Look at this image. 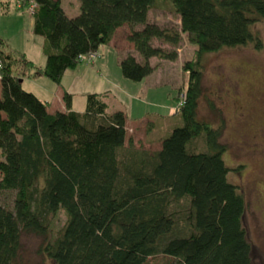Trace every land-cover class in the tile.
Returning a JSON list of instances; mask_svg holds the SVG:
<instances>
[{
	"label": "trees",
	"instance_id": "1",
	"mask_svg": "<svg viewBox=\"0 0 264 264\" xmlns=\"http://www.w3.org/2000/svg\"><path fill=\"white\" fill-rule=\"evenodd\" d=\"M78 1L68 16L61 0H19L32 5L43 66L0 37V264H24L22 240L30 235L39 238L44 264H144L155 256L164 264H257L220 129L198 118V103L202 55L259 47L251 25L264 24V0H169L177 27L149 19L157 0ZM123 25L133 52L119 68L134 82L153 71L152 58L175 60L183 35L196 46L195 60L183 65L188 81L172 116L179 124L166 134L153 122L147 139L135 140L125 112L109 110L99 93L86 94L76 111L63 91L65 110L49 111L48 101L22 87L25 74L59 85L80 55L97 53Z\"/></svg>",
	"mask_w": 264,
	"mask_h": 264
},
{
	"label": "rangeland",
	"instance_id": "2",
	"mask_svg": "<svg viewBox=\"0 0 264 264\" xmlns=\"http://www.w3.org/2000/svg\"><path fill=\"white\" fill-rule=\"evenodd\" d=\"M14 2L15 0H9L8 7L10 10L16 9L23 13L20 21L21 36L18 37L19 33H15L17 35L9 37L14 29V21H17L11 17L5 16L4 20L0 21V30L4 29L12 44H17L16 42H19L17 38L20 40L22 37L21 40L24 42L28 40L32 18L29 6H16ZM60 4L68 16H73L79 11L78 0H61ZM148 17L161 26L178 25L177 15L169 0H157ZM251 29L259 38V47L248 42L245 45L223 47L202 55L200 59L202 94L198 103V118L220 129L219 141L225 147L222 158L225 164L232 168L227 178L239 186L245 200L242 224L251 245V257L255 263L264 264V24L255 22ZM127 31L126 25L119 27L111 42L120 57L132 50L130 42L126 40ZM195 49L196 46L183 35L177 47L175 60L160 58L153 60L155 67L149 81L150 85L155 86L149 90L144 89L146 91L143 94L148 102L155 100V105H146L147 103L141 100L134 101L133 118L142 116L145 112L150 113V120L155 123V127L159 126V131L163 135L166 134L167 128L179 124L176 123L179 117L172 116L183 100L188 81V71L183 69V65L186 61L195 60ZM96 57L93 60L82 59L80 63H94ZM110 72L113 74L112 69ZM41 77L50 82L48 78ZM127 81L131 83L130 90L133 91L143 86L142 82ZM22 87L32 92L38 90L28 78L23 80ZM111 92L106 101L108 109L115 110L116 106H120L117 105L120 103L119 93ZM210 103L213 109L210 108ZM134 125V122L129 125V134L131 133L136 140L141 137L145 139L148 127L141 122L136 129L133 128ZM156 146L157 143L154 141L152 147ZM238 166L240 167L236 169ZM64 218L63 212H60L56 225L61 224ZM22 243L24 264L47 262L36 252L38 237L25 236ZM165 260L161 256H155L148 258L144 264H164Z\"/></svg>",
	"mask_w": 264,
	"mask_h": 264
},
{
	"label": "crops",
	"instance_id": "3",
	"mask_svg": "<svg viewBox=\"0 0 264 264\" xmlns=\"http://www.w3.org/2000/svg\"><path fill=\"white\" fill-rule=\"evenodd\" d=\"M8 5L9 2L5 3L3 2V0H0V21L2 22L5 16L11 17V19H15L17 21H14V29L12 31V34H9L11 36L4 33L5 30L1 28L2 31L0 30V37L7 43L10 49L22 51L34 65L43 66L45 58L42 53V37L32 32V25L30 26V35L26 42L21 40V37L20 40H18L17 38V41H19L16 42L17 44H12L9 37L12 38V35L14 37V35H17L18 33V37L21 36L20 30L22 29V26L20 24V21L22 20L23 13L22 11L16 9L10 10ZM113 38L108 44L98 47V56L94 60V63L81 62L74 68L66 69L61 77L59 85L55 84L50 79L49 80L51 83L49 81H46L41 77V75L34 76L32 74L23 75L22 82L25 78H28L32 81V84L36 88H38L37 92L33 93L39 98L48 101L49 111L65 110V105L62 99L63 91H66L71 95V109L76 111H82L84 109L85 96L88 93H99L102 96V99L107 103L106 99L108 98L110 91H118V101L120 103H118L117 105L120 106H116V108L114 109H121L125 112L127 129L129 125L132 124V122L135 123V125L133 126L134 129L139 126L140 122L144 123L147 127L151 124L153 125V121L149 118L150 113L145 112L144 115L133 118L134 116L132 111L134 101L141 100V102L143 101L145 102V104L147 103L146 105H155V100L154 102L152 100V102H148L146 100V96L143 94L144 91H146L147 89L149 90L155 86L150 85L149 81V78L154 72V69L150 74L145 76L142 80L138 81L140 83L142 82L141 84H143V89L140 86L137 91L130 90L131 85L129 84L131 83H129V81H127L128 79L124 78L120 72V56L117 53L116 49L111 45ZM132 52L133 46L130 53ZM154 59L156 58L151 59V62L153 64ZM110 69L113 70V74L110 72ZM129 135L133 136L131 133ZM141 139H147V130L145 132V139L142 137Z\"/></svg>",
	"mask_w": 264,
	"mask_h": 264
},
{
	"label": "built area",
	"instance_id": "4",
	"mask_svg": "<svg viewBox=\"0 0 264 264\" xmlns=\"http://www.w3.org/2000/svg\"><path fill=\"white\" fill-rule=\"evenodd\" d=\"M8 1H9V0H3V2H8ZM14 4H15L16 6H19V5H20L19 0H15ZM29 11H30V12L32 11V5H30V7H29ZM96 56H97V53H95V52H91V53H88V54H86V55H80V56H79V59H80V60H82V59L93 60V58L96 57Z\"/></svg>",
	"mask_w": 264,
	"mask_h": 264
}]
</instances>
